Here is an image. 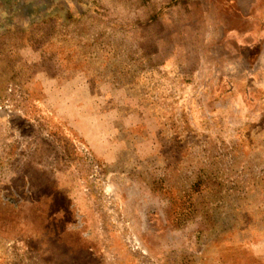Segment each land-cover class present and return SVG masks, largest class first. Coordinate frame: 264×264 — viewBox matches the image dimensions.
<instances>
[{"label": "rangeland", "instance_id": "374dc122", "mask_svg": "<svg viewBox=\"0 0 264 264\" xmlns=\"http://www.w3.org/2000/svg\"><path fill=\"white\" fill-rule=\"evenodd\" d=\"M0 264H264V0H0Z\"/></svg>", "mask_w": 264, "mask_h": 264}]
</instances>
